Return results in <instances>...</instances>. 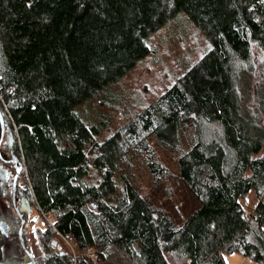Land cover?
<instances>
[{
    "label": "trees",
    "instance_id": "16d2710c",
    "mask_svg": "<svg viewBox=\"0 0 264 264\" xmlns=\"http://www.w3.org/2000/svg\"><path fill=\"white\" fill-rule=\"evenodd\" d=\"M180 11L208 48L161 94L127 102L115 128L88 119L80 107L115 101L112 84ZM0 110L17 200L54 220L36 230L44 264H98L111 248L131 264H225L235 252L264 264V0H0ZM160 151L196 202L184 219L132 178L139 159L155 184L170 177ZM250 192L252 214L240 201ZM8 242L0 226V264Z\"/></svg>",
    "mask_w": 264,
    "mask_h": 264
},
{
    "label": "rangeland",
    "instance_id": "374dc122",
    "mask_svg": "<svg viewBox=\"0 0 264 264\" xmlns=\"http://www.w3.org/2000/svg\"><path fill=\"white\" fill-rule=\"evenodd\" d=\"M147 44L151 54L139 61L124 77L112 84L111 91L115 93V101L107 103L106 94L102 93L80 107L88 119L101 125L112 123L111 127L115 128L120 122L127 102H137L136 100L139 99L137 94L145 91L152 97L161 94L166 86L173 84L189 68L190 64L196 61L208 48V40L205 35L183 11L178 12L165 26L153 34ZM105 135L107 132L104 131ZM11 146L12 136L7 133L1 148L2 156L5 159H11ZM160 154L162 160L170 163V177L164 179L160 184H155L143 160L139 159L132 171V178L136 185L149 194L157 204L164 205L169 210L173 209L184 219L194 209L196 202L186 188L178 184L176 168L170 162L172 156L162 151ZM8 173V168L0 160V226L5 229L9 237V242L4 248V264H27L28 258L22 249L19 237L20 220L13 206V184ZM22 179L27 183L25 176ZM240 201L248 214H252L258 204V199L253 192H250L246 199ZM19 204L21 211L27 215L28 219L24 229L26 244L38 264H44L43 247L39 242L36 230L45 229L46 226L52 225L54 220L35 207L29 208L23 201ZM55 242L57 248L61 246L60 250L76 255V251L66 238L57 235ZM90 256L95 260L97 258L94 253H90ZM223 258L225 264H258L237 252L224 254ZM97 263L131 264V261L125 252L111 248L107 261H97Z\"/></svg>",
    "mask_w": 264,
    "mask_h": 264
},
{
    "label": "water",
    "instance_id": "95a60500",
    "mask_svg": "<svg viewBox=\"0 0 264 264\" xmlns=\"http://www.w3.org/2000/svg\"><path fill=\"white\" fill-rule=\"evenodd\" d=\"M0 125H1V134H0V160L4 162L5 164H14L15 167V176L13 179V186H12V199H13V206L16 212V215L18 219L20 220V230H19V237L21 241V246L25 254L27 255L28 258V263L27 264H37L34 255L30 252L29 247L26 244L25 241V236H24V229L27 223V215L23 213L20 209V204L19 201L17 200V185H18V180L21 176V170L19 163L16 158L11 157V159H5L2 156L1 153V148H2V143L4 141L5 137V123H4V118L2 116L1 110H0ZM53 245L56 246V242L53 243ZM59 250L61 249V246H58Z\"/></svg>",
    "mask_w": 264,
    "mask_h": 264
},
{
    "label": "built area",
    "instance_id": "2783aa9c",
    "mask_svg": "<svg viewBox=\"0 0 264 264\" xmlns=\"http://www.w3.org/2000/svg\"><path fill=\"white\" fill-rule=\"evenodd\" d=\"M95 257H97V256H95Z\"/></svg>",
    "mask_w": 264,
    "mask_h": 264
},
{
    "label": "flooded vegetation",
    "instance_id": "af4514ba",
    "mask_svg": "<svg viewBox=\"0 0 264 264\" xmlns=\"http://www.w3.org/2000/svg\"><path fill=\"white\" fill-rule=\"evenodd\" d=\"M14 165V164H13Z\"/></svg>",
    "mask_w": 264,
    "mask_h": 264
}]
</instances>
